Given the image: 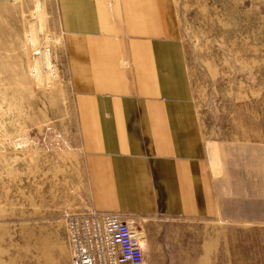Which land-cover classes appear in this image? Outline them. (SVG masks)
I'll return each instance as SVG.
<instances>
[{"label":"rangeland","instance_id":"374dc122","mask_svg":"<svg viewBox=\"0 0 264 264\" xmlns=\"http://www.w3.org/2000/svg\"><path fill=\"white\" fill-rule=\"evenodd\" d=\"M176 4L219 197L234 198L237 208L249 191L251 201L264 202V0ZM62 53L54 0H0V222L9 219L0 225V264H71L66 219L88 210ZM37 55L49 68L38 79ZM234 216L227 228L241 264L243 231L247 247L264 226L249 231L241 213ZM133 224L143 232V253L168 248L167 235L182 227Z\"/></svg>","mask_w":264,"mask_h":264},{"label":"crops","instance_id":"0c3cea01","mask_svg":"<svg viewBox=\"0 0 264 264\" xmlns=\"http://www.w3.org/2000/svg\"><path fill=\"white\" fill-rule=\"evenodd\" d=\"M54 3L88 200L82 213L119 215L133 227L182 225L167 235L168 248L144 252V264H235L227 227L235 211L249 231L264 226V202L249 191L237 208L219 197L176 0ZM250 234L247 247L242 234L241 264H264V231Z\"/></svg>","mask_w":264,"mask_h":264},{"label":"built area","instance_id":"2783aa9c","mask_svg":"<svg viewBox=\"0 0 264 264\" xmlns=\"http://www.w3.org/2000/svg\"><path fill=\"white\" fill-rule=\"evenodd\" d=\"M134 227L115 214H71L66 231L71 264H143V248Z\"/></svg>","mask_w":264,"mask_h":264},{"label":"bare ground","instance_id":"6f19581e","mask_svg":"<svg viewBox=\"0 0 264 264\" xmlns=\"http://www.w3.org/2000/svg\"><path fill=\"white\" fill-rule=\"evenodd\" d=\"M34 64L36 65L37 64V68L39 69V73L36 72V70H33L34 71V77H37L38 79V76L40 74V72L43 70L44 72L46 71L47 74H49L48 72V67L45 65V63H43L41 57L39 55L35 56L34 57ZM2 65V64H1ZM47 74H46V77H47ZM36 75V76H35ZM40 81V80H39ZM42 85H46V83H44V81L42 82ZM134 231L140 236V239H142L141 241V244L142 242L144 241V237H143V232L141 233L140 231H138L137 229L133 228ZM143 264H144V253H143Z\"/></svg>","mask_w":264,"mask_h":264}]
</instances>
